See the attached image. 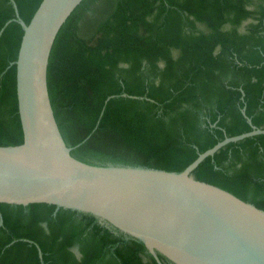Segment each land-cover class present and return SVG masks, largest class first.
<instances>
[{
	"label": "trees",
	"instance_id": "1",
	"mask_svg": "<svg viewBox=\"0 0 264 264\" xmlns=\"http://www.w3.org/2000/svg\"><path fill=\"white\" fill-rule=\"evenodd\" d=\"M14 1L25 23L41 2ZM22 34L0 0V145L23 141ZM47 88L76 159L180 172L252 129L243 107L264 128V0H82L52 44ZM192 176L264 211V134L226 144ZM0 214V264H157L142 242L89 213L0 203Z\"/></svg>",
	"mask_w": 264,
	"mask_h": 264
},
{
	"label": "water",
	"instance_id": "2",
	"mask_svg": "<svg viewBox=\"0 0 264 264\" xmlns=\"http://www.w3.org/2000/svg\"><path fill=\"white\" fill-rule=\"evenodd\" d=\"M82 0H41L21 25L16 96L23 141L0 145V203H46L89 213L142 242L157 264H264V211L192 171L230 142L264 134L225 137L198 153L182 171L92 165L70 154L51 107L47 65L54 39ZM2 217L0 214V224ZM41 256V255H40Z\"/></svg>",
	"mask_w": 264,
	"mask_h": 264
}]
</instances>
